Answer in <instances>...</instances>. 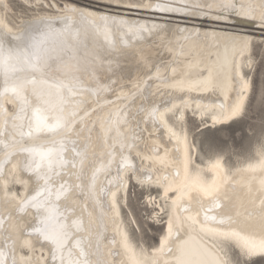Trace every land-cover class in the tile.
Returning <instances> with one entry per match:
<instances>
[{"label":"bare ground","instance_id":"bare-ground-1","mask_svg":"<svg viewBox=\"0 0 264 264\" xmlns=\"http://www.w3.org/2000/svg\"><path fill=\"white\" fill-rule=\"evenodd\" d=\"M23 1L33 4L32 0ZM41 1L55 13H39L13 25L4 11L8 0H0V29L12 41L36 27L46 33L42 48L52 59L48 61L45 79L50 76L53 80H68L67 69H80L74 73L81 81L74 95L68 92L57 95L52 89L44 97L53 114L62 109L65 118L73 121V131L45 134L40 140L51 146L52 141L63 138L66 148L63 158L70 162L74 161L73 147L77 152L87 150L83 169L75 158V168L71 163L60 166L54 161L49 172L52 195L47 198L46 206H58L61 213L58 222L66 226L69 234L63 253L65 264L83 261L80 249L87 254L89 264H181L185 258L181 246L185 252L204 253L209 260L219 254L234 261L231 250L237 247L235 243L222 242L207 229L219 228L218 221L232 215L238 220L237 229L260 234L264 170L259 167L250 170L248 166L259 165L264 152L260 145L256 157L237 165H231L224 154L204 158L188 126L189 113L196 119L207 120L210 128L231 124L246 114L252 82L245 67L253 63L255 35L260 32H250L244 27L264 30L259 19L264 14V0H142L141 3L106 0L102 3L110 7L99 9L73 3L61 5L55 0ZM142 3L161 7H133ZM226 3L234 7H224ZM209 4L211 8L207 7ZM65 5L78 11H69ZM80 11L94 14L95 22L91 18L82 19ZM176 14L200 20L210 18L213 24L202 28L198 23L176 19L173 17ZM101 15L110 18L107 30L115 41L114 46L104 39ZM42 20L50 23L40 25ZM121 20L131 26H143L144 30L132 36L120 25ZM231 37H244L250 44L241 54L239 42ZM241 78L247 81V88L242 89ZM44 87L38 83L35 91L40 92ZM32 91L30 85L29 99L35 105ZM238 101H242V111L231 116L230 109ZM0 105L7 109V114L0 111V125H3L15 114L18 104L7 95ZM154 108L163 114L162 121L151 117ZM199 154L204 160L198 159ZM23 159L22 155L14 156L3 164L0 173L3 223L0 250L4 252L5 264H11L13 258L17 264H53L49 244L28 236L24 238L33 240L31 250L13 243L21 237L22 230L30 231L42 218V213L34 207L19 210L20 199L32 195L35 187L32 176L20 170ZM125 159L133 167L125 166ZM217 159L222 160L219 169L212 167ZM3 160L4 153L0 152V163ZM147 176H151V181L141 183ZM133 177L140 184L153 185L160 191L159 199L148 196L151 204L153 200L158 204L156 216L159 218L161 211L167 213L164 233L152 248L132 238L123 215V193ZM16 178L27 181V185L16 183ZM197 179L222 184L228 200H221V207H215L209 198L198 197L192 191L193 181ZM61 184L70 186V192L57 200ZM76 241L80 242V248L75 247ZM256 258L261 257L251 259Z\"/></svg>","mask_w":264,"mask_h":264},{"label":"snow or ice","instance_id":"snow-or-ice-1","mask_svg":"<svg viewBox=\"0 0 264 264\" xmlns=\"http://www.w3.org/2000/svg\"><path fill=\"white\" fill-rule=\"evenodd\" d=\"M223 6L234 7L230 3H226ZM64 7L72 12L78 11L75 8L68 9L66 5ZM133 7L149 8L161 6L159 4L142 3L134 4ZM207 7L211 8L212 5L209 4ZM162 10L175 11V9ZM80 16L82 19L91 18L92 22H95V17L92 13L80 11ZM65 18L68 19V17ZM99 19L104 22V39L109 45L114 46L115 41L110 38L107 30V22L110 18L101 15ZM259 19L264 24V14ZM39 23L40 25H47L50 21L42 20ZM119 23L132 36H137L144 30L143 26H131L129 22L124 20L119 21ZM33 32H38L39 35H33ZM8 36L9 34L6 31L0 29V100L7 95H11L17 102L18 107L15 114L10 116L8 120H5L3 125H0V152L4 153L3 163H0V173L3 172V164L9 163L14 156L22 155L24 159L21 162L20 170L32 176L35 187L33 188L32 195L24 196L20 199L19 210L23 212L29 207H34L38 212L42 213V218H39L36 224L31 226V230H22L21 237L18 241H13V243H18L22 249L31 250L33 240L24 237H34L37 242H44L51 246L53 264H57V262L58 264H65L63 253L67 249L69 234L65 230L66 226L58 222V217L61 215L58 212V206H46L48 204L47 198L52 195L49 172L52 169L54 161L58 162L60 166L71 163V166L75 168L77 166L75 158H78L79 165L83 169L87 160V150L77 152L75 147H73L74 161L70 162L63 158V154L66 151L63 138L58 141H52L51 146L41 143L40 140L45 134L59 135L61 133L68 134L73 131V121L65 118L62 109L59 113L53 114L52 106L44 97L50 95L49 90L52 89L55 90L57 95H61L64 92L74 95V89L81 86V81L74 73L80 71V69L78 67L67 69L66 75L70 77L68 80H53L50 76L48 79H45L46 72L49 69L48 61L52 59V56L44 53L42 48L46 33L40 32V28L36 27L23 36L17 37L15 41L9 40ZM231 39L239 42L241 54L250 44V41L244 37H231ZM37 77L40 79L38 80ZM38 83L45 86L40 92L35 91V86ZM240 84L242 89L248 87L247 81H244L243 78H241ZM30 85L33 86L31 94L36 99L35 105L29 99ZM242 108V101L235 103L230 109L231 116L239 115ZM0 111L7 114V109L3 108L2 105H0ZM73 115L75 114L73 113ZM150 115L154 120H163V114L159 113L155 108ZM225 118H230V116H225ZM9 120L11 121L10 124ZM72 144L75 145V141H72ZM262 152H264V147H262ZM187 154L188 148L186 145V158ZM124 163L127 167H133L130 160L125 159ZM212 167L221 168L222 160L217 159ZM256 167L264 170V160L259 165L248 166L250 170H254ZM93 177H95V173H93ZM150 181L151 176H147L146 180L141 181V183ZM15 182L27 185V181L19 178H16ZM6 183L4 181L5 186ZM193 185L192 191L198 197L209 198L215 207H221L220 201H227L229 198L228 192L222 184L215 182L208 184L197 179L193 181ZM69 192L70 186L61 184L56 199L59 200L62 196L66 197ZM261 205L264 206V200H261ZM235 215L238 218L240 213L237 212ZM212 219L215 220V217H212ZM237 223L238 220H234L232 215H227L218 221L219 228L207 229V231L211 232L213 236L222 242L232 241L235 243L237 253L234 261L225 259L219 254L209 260L204 253L199 251L185 252L184 247L181 246V255L185 257L181 264H264V216L261 217V231L259 235L245 228L237 229L235 226ZM0 227H3L2 221H0ZM168 229L169 236H171V223H169ZM124 245L126 248L128 247L126 235L124 236ZM75 247L80 248L79 241H76ZM68 251L71 254V250L68 249ZM79 255L84 257L83 261L70 262V264H89L87 254L83 249H80ZM255 256H260L261 260H252L251 258ZM241 257H244V259L241 260ZM3 258L4 252L0 250V264H5ZM21 259L23 261V258ZM11 264H17V261L13 258Z\"/></svg>","mask_w":264,"mask_h":264},{"label":"rangeland","instance_id":"rangeland-1","mask_svg":"<svg viewBox=\"0 0 264 264\" xmlns=\"http://www.w3.org/2000/svg\"><path fill=\"white\" fill-rule=\"evenodd\" d=\"M52 2V0H45ZM59 4L73 3L76 5L89 6L95 9L110 7L105 5L102 1L106 0H55ZM109 1V0H107ZM112 1V0H110ZM127 1V0H121ZM132 2L141 3L142 0H130ZM33 4H26L23 0H8V8L4 11L8 14L10 22L13 25L21 24L22 19H29L37 16L39 13L49 12L55 13L41 0H32ZM37 3V4H36ZM12 12V13H11ZM176 19L185 20L186 22H194L200 24L202 28H208L212 25L210 18L202 20L194 16L179 17L174 15ZM197 20V21H195ZM16 23V24H15ZM245 30L254 32L258 30L260 33L255 35L256 41L253 50L252 65L245 67L246 75L249 76L252 82V95L249 101L246 114L234 121L231 124L210 128L207 127V120L196 119V116L189 113L188 126L193 131V138L200 150V154L204 158H210L217 154H224L225 159L231 165H237L250 158L257 156L256 148L261 145L264 146V30L244 27ZM263 33V34H262ZM206 126V127H204ZM199 154L198 159L204 160ZM243 160V161H242ZM21 191V189H19ZM158 196L161 198L160 191L150 185L140 184L134 177L127 186V191L123 193L122 210L124 218L127 220L130 228L132 238L140 245L147 248H152L157 245L159 239L164 233V226L167 220V213L156 216L155 201L150 203L148 196ZM166 207V202L162 201ZM237 247L231 250L232 259L235 260ZM244 257H241L243 260ZM252 260H261L256 258Z\"/></svg>","mask_w":264,"mask_h":264}]
</instances>
